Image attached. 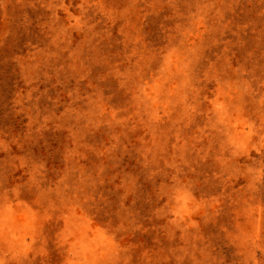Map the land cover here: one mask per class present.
I'll list each match as a JSON object with an SVG mask.
<instances>
[{
    "label": "rangeland",
    "instance_id": "obj_1",
    "mask_svg": "<svg viewBox=\"0 0 264 264\" xmlns=\"http://www.w3.org/2000/svg\"><path fill=\"white\" fill-rule=\"evenodd\" d=\"M0 264H264V0H0Z\"/></svg>",
    "mask_w": 264,
    "mask_h": 264
}]
</instances>
